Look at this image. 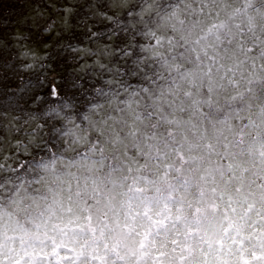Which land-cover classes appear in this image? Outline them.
I'll return each instance as SVG.
<instances>
[{"label": "clouds", "instance_id": "obj_1", "mask_svg": "<svg viewBox=\"0 0 264 264\" xmlns=\"http://www.w3.org/2000/svg\"><path fill=\"white\" fill-rule=\"evenodd\" d=\"M212 20L220 27L207 35ZM49 22L54 27L45 31ZM153 32L162 37L161 46L150 44ZM176 63L188 67L191 77L181 78L179 71L169 77ZM52 78L62 85L56 98L43 86ZM29 83L28 90L17 91ZM205 89H211V106ZM262 110L264 0H40L30 30L0 34V153L19 140L21 153L30 145L75 159L87 145H69L65 152L53 131L69 123L98 139L106 156L119 152L129 163L137 159L155 178L183 152L185 173L195 179L211 163L206 146L228 134L219 118L249 116L264 127ZM132 129L138 130L135 137ZM152 132L149 150L144 136ZM117 134L121 141L113 146ZM136 142L147 158L136 156ZM125 147L130 158L123 156Z\"/></svg>", "mask_w": 264, "mask_h": 264}, {"label": "snow or ice", "instance_id": "obj_2", "mask_svg": "<svg viewBox=\"0 0 264 264\" xmlns=\"http://www.w3.org/2000/svg\"><path fill=\"white\" fill-rule=\"evenodd\" d=\"M53 27L49 22L44 30ZM219 27L212 20L207 35ZM150 35V44L161 46L162 37ZM173 71L191 77L179 63L168 69L169 77ZM43 86L51 98L61 93L56 78ZM205 91L211 106V89ZM219 119L228 134L206 146L211 163L195 179L185 173L183 152L155 178L137 159L129 163L119 152L106 156L98 139L69 123L53 131L65 152L69 145H87L75 159L30 145L21 153L17 140L15 149L0 153V264H264V127L249 116ZM155 136H144L149 150ZM120 141L117 134L111 143ZM134 146L137 157L147 158L139 142ZM123 156L131 157L126 147Z\"/></svg>", "mask_w": 264, "mask_h": 264}, {"label": "trees", "instance_id": "obj_3", "mask_svg": "<svg viewBox=\"0 0 264 264\" xmlns=\"http://www.w3.org/2000/svg\"><path fill=\"white\" fill-rule=\"evenodd\" d=\"M39 2L40 0H0V27L3 30L15 27L30 30L35 16V5Z\"/></svg>", "mask_w": 264, "mask_h": 264}, {"label": "rangeland", "instance_id": "obj_4", "mask_svg": "<svg viewBox=\"0 0 264 264\" xmlns=\"http://www.w3.org/2000/svg\"><path fill=\"white\" fill-rule=\"evenodd\" d=\"M11 163V161H9Z\"/></svg>", "mask_w": 264, "mask_h": 264}]
</instances>
